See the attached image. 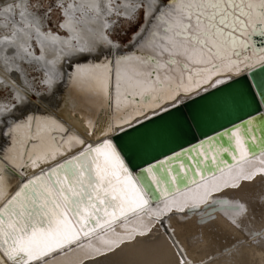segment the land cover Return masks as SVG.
Listing matches in <instances>:
<instances>
[{"label": "snow or ice", "instance_id": "1", "mask_svg": "<svg viewBox=\"0 0 264 264\" xmlns=\"http://www.w3.org/2000/svg\"><path fill=\"white\" fill-rule=\"evenodd\" d=\"M147 8H152V12L147 14L144 32L134 46L139 54L118 56L114 65L112 61L77 65L76 72L69 77L90 96L109 106L114 100L117 110L128 106L136 113L133 115L125 110L116 123H108L105 135L122 131V126L143 115V109L149 104L153 111H167L168 106L178 108L183 97L204 85L215 84V77L240 74L242 66L251 67L253 63L264 65V0H166L164 3L154 0L152 4L140 0L135 5L137 13ZM254 37L261 38L259 47ZM249 52L252 55H248ZM257 88L260 98L264 99V84ZM37 99L47 102L51 112L37 105L36 112L26 110L19 117L0 119V140L4 141L0 143V252L3 253L0 264L9 261L11 264H32L63 246L68 236L62 225L70 222L64 216L57 193L78 223L85 218L87 209H91L87 222L98 225L103 219L101 213L107 214V209H122L125 203L131 208L132 204L127 189L117 186L118 178L115 183L113 180L117 162L119 169L125 173L127 169L112 142L105 141L103 149L110 151L104 153L101 164L94 153H101L102 149L85 147V141L68 134L64 123L57 119L55 113L60 111L62 101L55 99V92L51 97L41 95ZM32 104V98H21L12 109L4 105L0 110L7 113ZM242 130L251 132V129L237 128L230 139L239 136L245 140L240 135ZM77 146L85 150L50 167L47 180L44 175L27 180L8 198L7 165L26 176L30 168L50 164L58 155L70 154ZM204 156L207 158L208 153ZM146 172L151 173L152 169ZM155 183H161L160 178L157 177ZM144 187L148 188L147 183ZM122 197L128 199L122 200ZM197 211L198 205L189 208V212ZM261 212L264 213V208ZM217 213L222 214L228 227L239 230L246 237L223 249L226 255H242L236 252L235 245L256 244L264 248V223L259 229L250 227L255 215L248 216L249 208L244 203L207 200L204 210L199 212V222L206 227L209 236L218 230Z\"/></svg>", "mask_w": 264, "mask_h": 264}, {"label": "bare ground", "instance_id": "2", "mask_svg": "<svg viewBox=\"0 0 264 264\" xmlns=\"http://www.w3.org/2000/svg\"><path fill=\"white\" fill-rule=\"evenodd\" d=\"M26 1L0 0V12L5 14L7 10H17V6L23 8ZM78 1V5H75L71 0H63L66 2V6H62L66 21L62 25L67 30L69 38L44 32L40 19L24 9L20 10L19 16L17 15L20 23L17 21L11 23L8 18L0 22V90H7L8 96L7 99L0 98V109H3L4 105L12 109L21 98L28 100L32 95L36 97V100L33 99V104L27 108L7 113L0 110V119L5 116L19 117L26 110L36 112L37 105L51 112L47 102L42 103L37 98L41 95L51 97L53 92L56 100L60 97L62 99L60 111L68 109L72 113H77L88 129L101 123L102 131L106 132L108 123H116L118 117L124 115L125 110L132 112V107L128 106H122L117 110L113 102L109 106L110 112L106 118V102L90 96L69 79L76 72L77 65L104 63L108 48H119L118 44L112 43L103 29H100L95 37L85 36L79 32L80 36L76 38L79 30L73 23L78 18L77 15H82V20H102L104 19L102 12L106 11L104 12V5H100L101 1L112 7L110 0ZM121 1L123 7L118 6L117 9H125L124 15H129L135 4L140 3V0ZM145 2L152 4L154 0H145ZM155 2L157 3L158 0ZM145 11L147 17V14L152 12V8H147ZM142 33L143 31L140 30L134 40ZM25 34L32 40L26 39ZM12 37L21 42L24 50L19 49V45L14 43ZM32 41L36 42L40 56L32 52L34 47ZM134 46L132 49H127L122 56L133 55L137 49ZM97 53L104 55L98 57ZM93 54L95 56H92ZM248 55L252 53L249 52ZM85 56L87 59L84 58ZM29 65H35L43 73L45 93L35 90L34 83L27 78L25 68ZM235 75L232 74L231 77ZM228 78L230 77H215V84ZM207 87L208 85H204L188 96ZM160 110L153 111L149 104L143 109L144 114L138 115L131 123ZM132 114L136 113L132 112ZM56 116L69 129L68 134L82 139L69 128L67 122L61 120L62 114L56 113ZM249 121L251 123H246ZM246 122L243 126L236 124L227 132L223 131L221 133L224 137L223 143H220L216 137H209L196 143L188 151L178 152L168 159L163 158L154 169L146 166L145 175L158 193L157 201L149 203L142 210L130 212L129 215L112 221L87 236L80 237L57 249L49 257L42 258V261H33L32 264H181V262L224 264L225 261L238 264L241 260L244 264H264V248L256 244L235 245L236 252L242 255L234 254L229 257L222 251L233 245L235 241L246 239L244 233L227 226L222 214L217 213L218 230L213 236H209L206 227L199 222V212L204 210L206 201L220 199L231 203H244L249 208L248 216L251 218L255 215L250 227L259 229L264 223V213L261 212L264 208V138L257 135L256 122L251 119ZM127 125L129 124H124L122 128ZM237 128L251 129V132L242 130L240 135L245 137V140H241L239 136L230 139ZM105 137L107 135L101 136L100 139ZM65 139H67L66 135ZM84 141L85 146L92 144L90 140ZM0 143L4 141L0 140ZM102 152L105 153L103 149ZM205 152L208 153L207 158L204 156ZM222 152L227 154L228 161L222 158ZM20 163L23 164L24 161ZM7 166L18 172L15 167ZM149 168L152 169L151 173L146 172ZM157 177L161 180L159 184L155 183ZM174 177L178 179L174 180ZM15 180H9V191L15 185ZM193 205L199 206V211L196 213L189 212V208ZM245 224H248V220H245ZM52 256L55 258H51Z\"/></svg>", "mask_w": 264, "mask_h": 264}, {"label": "water", "instance_id": "3", "mask_svg": "<svg viewBox=\"0 0 264 264\" xmlns=\"http://www.w3.org/2000/svg\"><path fill=\"white\" fill-rule=\"evenodd\" d=\"M164 2L166 0H159L157 3ZM147 18L148 16L141 29L143 32ZM137 39L138 37L122 48H108L109 50L104 59L112 61L114 65L116 58L124 55L127 49H132ZM260 39L254 37L258 47L260 46ZM133 53L139 54L137 49ZM95 54L92 56H95ZM242 69L243 71L240 74L185 97L178 108L170 106L167 111H157L153 115L145 116L143 119L123 127L122 131L117 130L102 139L100 137L105 135V132L102 131L101 123L88 129L82 117L78 116L77 113H72L68 109L59 111L58 113L63 115L61 120L67 122L69 128L73 129L82 139L92 141L91 145L85 147L103 149L106 140L112 142L119 153L120 161L127 169L126 173L119 169V162H117L116 176L113 177L114 183L118 178L119 184L117 186L126 188L128 197H131L132 200L131 208L125 203L122 209L109 208L107 214L101 213L103 219L97 225L88 223L86 220V217L91 215V209L86 210L85 218H82L78 223L68 211L63 197L57 193L56 197L63 209L64 216L70 222L67 226L62 225L68 236V239L63 240L62 247L80 237L87 236L112 221L129 215L130 212L142 210L149 203L157 201L158 193L145 175L146 166L154 169L162 162L163 158L168 159L174 157L178 152L188 151L190 147L209 137H216L220 143H223L224 137L221 135L223 131L227 132L229 128L236 124L243 126L248 119L258 124L257 135L264 138V131H261L264 130V99L260 98L259 89L257 88V85L264 84V65L254 63L251 67H242ZM59 101H62L61 97ZM105 104L107 106L105 117L108 118L109 104ZM104 125L105 123H103ZM83 150H85L84 147L77 146L73 148L70 154H65L62 158H59L61 155H58L56 157L58 160L50 164H41L38 168H30L26 176L7 166L9 173L7 183L9 184L11 179H16L8 198L10 199L11 195H15V192L27 180L35 179L41 175H44L47 180L46 174L50 167H56L57 164L64 163L65 160L70 159L71 156L79 155V152ZM103 150L105 152L110 151L109 149ZM94 155L99 157L101 164L104 163V152L94 153ZM221 156L228 161L226 153L222 152ZM145 183L148 185L147 189L144 187ZM128 197H122V200H127ZM4 203H7V200H4ZM0 207H2V204H0ZM0 253L3 255L2 252ZM4 258L7 260L6 256ZM9 262L11 263V261Z\"/></svg>", "mask_w": 264, "mask_h": 264}, {"label": "rangeland", "instance_id": "4", "mask_svg": "<svg viewBox=\"0 0 264 264\" xmlns=\"http://www.w3.org/2000/svg\"><path fill=\"white\" fill-rule=\"evenodd\" d=\"M75 1L71 0L73 4L78 5L79 1L78 0H75ZM101 2L102 3L100 5L102 6L104 5V12L106 11L105 13H107L105 15V13L102 12V14H104L103 15L104 19L102 20L101 19L82 20L83 16L80 14L77 15L78 18L73 23V25L77 27L79 30L78 34H76L77 35L76 38L80 36L79 32L83 33V35L85 36L93 35L95 37L98 35L100 29L101 30L103 29L106 35L111 38L112 43L118 44L120 48H122L124 45L127 46L128 44L131 43V41L133 42L135 36L139 34L140 30L142 29L144 25V20L146 17L145 9H140L139 12L137 13L134 7L133 11H131L129 15L128 14L124 15L123 12H125V9L124 10L117 9L118 6L123 7V3L121 0H110V5L112 7L105 5L103 1ZM41 4L43 5V7H39V5ZM63 5L66 6V2H63V0H27L26 4L23 5V8L21 6H17L16 7L17 10L13 8L14 10L12 9L7 10L5 14H2L0 12V14L2 15V16L0 15L1 16L0 22H4V19L8 18L7 20H11V23L16 22V21L20 23L17 18L20 14V10L24 9L27 12L34 13L38 17V19H40L41 28L44 32L58 34L61 37L69 38L70 36H68L69 34L67 30L62 25V23L64 24V22L66 21V16L64 13L65 11L62 7ZM67 8H68V5H67ZM9 13L10 14L12 13V15H10ZM24 23L28 24L27 22H24ZM93 31L94 32L96 31V32L94 33ZM25 36H26V39H28L26 34ZM12 39L15 40L14 43H17L19 45L20 47L19 49L24 50V47L21 45V42H18L15 37H12ZM30 39L32 40L31 37H29L28 40L30 41ZM31 43L34 46L32 47V52H36L37 56H40L41 53H40L39 48L36 45V42L32 41ZM29 66H26L25 68V73H26L27 78L29 80H32V82L34 83L35 90H37L38 92L45 93L46 86L44 85L45 77L43 73L39 71L35 67V65H29ZM0 98L2 99L8 98L7 90H2V89L0 90ZM31 98L36 100L35 99L36 97L34 95H32Z\"/></svg>", "mask_w": 264, "mask_h": 264}]
</instances>
